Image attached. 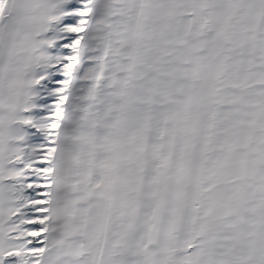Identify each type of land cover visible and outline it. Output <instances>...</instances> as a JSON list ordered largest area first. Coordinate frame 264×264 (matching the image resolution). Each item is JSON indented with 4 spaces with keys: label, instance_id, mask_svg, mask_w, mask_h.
<instances>
[{
    "label": "snow or ice",
    "instance_id": "1",
    "mask_svg": "<svg viewBox=\"0 0 264 264\" xmlns=\"http://www.w3.org/2000/svg\"><path fill=\"white\" fill-rule=\"evenodd\" d=\"M0 264H264V0H0Z\"/></svg>",
    "mask_w": 264,
    "mask_h": 264
}]
</instances>
